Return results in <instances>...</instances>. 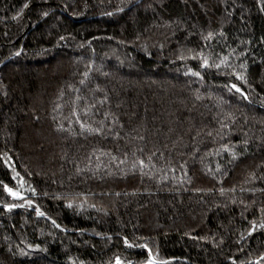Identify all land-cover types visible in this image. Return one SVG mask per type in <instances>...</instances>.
Wrapping results in <instances>:
<instances>
[{
  "label": "trees",
  "instance_id": "1",
  "mask_svg": "<svg viewBox=\"0 0 264 264\" xmlns=\"http://www.w3.org/2000/svg\"><path fill=\"white\" fill-rule=\"evenodd\" d=\"M261 225L264 0H0V264H264Z\"/></svg>",
  "mask_w": 264,
  "mask_h": 264
},
{
  "label": "snow or ice",
  "instance_id": "2",
  "mask_svg": "<svg viewBox=\"0 0 264 264\" xmlns=\"http://www.w3.org/2000/svg\"><path fill=\"white\" fill-rule=\"evenodd\" d=\"M61 39H63V38H61ZM226 59H227V58H223V59L221 60V64L225 63V60H226ZM206 66H208V61L205 59V60H204V63L201 64V67H206ZM215 67L219 68V67H220V64L215 65ZM85 75H87V73H85ZM193 75H199V73L196 72V73H193ZM241 78H242L241 76L237 75V79H241ZM232 87L235 88L236 91H238V92L240 91V89H239L235 84H233ZM81 127L83 128L84 125H81ZM141 164H143L142 161H141ZM4 188H5V191H6L10 196H12L13 198H16V199H22V200L24 199V196H23V194H22L20 191H14L11 187H8L7 185H5ZM33 191H34V190H33ZM26 203L29 204V205H31V204H32V201H31V200H27ZM16 206H17V205H15V204H9V205H6V207H8L9 209H10V208H13V207H16ZM20 206L22 207L23 205H20ZM37 214H38V215H43V213H41V212L39 211V209H37ZM53 223H55V221H53ZM261 227H264V225H261ZM125 243H126V244L128 243L127 240H125ZM117 264H120L119 258H117ZM147 264H157V262H156L155 260H153V259L151 258V255H150V256H149V259H148V261H147Z\"/></svg>",
  "mask_w": 264,
  "mask_h": 264
},
{
  "label": "rangeland",
  "instance_id": "3",
  "mask_svg": "<svg viewBox=\"0 0 264 264\" xmlns=\"http://www.w3.org/2000/svg\"><path fill=\"white\" fill-rule=\"evenodd\" d=\"M119 261H120V264H132V263H129V262H125V261L122 260V259H119ZM113 264H117V259H116V261H115ZM141 264H147V261L144 262V263H141ZM157 264H159V263H157Z\"/></svg>",
  "mask_w": 264,
  "mask_h": 264
}]
</instances>
